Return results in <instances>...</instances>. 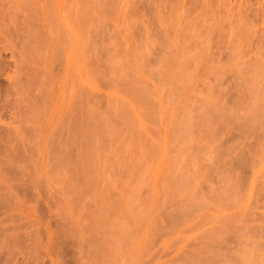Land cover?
<instances>
[{
    "label": "rangeland",
    "instance_id": "obj_1",
    "mask_svg": "<svg viewBox=\"0 0 264 264\" xmlns=\"http://www.w3.org/2000/svg\"><path fill=\"white\" fill-rule=\"evenodd\" d=\"M248 1L0 0V264H195L264 243V116L244 123L264 92V0ZM90 105L107 128L88 150L70 116Z\"/></svg>",
    "mask_w": 264,
    "mask_h": 264
},
{
    "label": "bare ground",
    "instance_id": "obj_2",
    "mask_svg": "<svg viewBox=\"0 0 264 264\" xmlns=\"http://www.w3.org/2000/svg\"><path fill=\"white\" fill-rule=\"evenodd\" d=\"M245 1H246V0H245ZM247 1H248V0H247ZM258 1H260V0H258ZM258 1H257V2H258ZM187 2H188V1H187ZM248 2H250V0H249ZM247 7H248V6H247ZM248 8H249V7H248ZM81 19L84 20V17L80 16V20H81ZM83 20H82V21H83ZM82 21H81V22H82ZM83 22H84V21H83ZM83 22H82V23H83ZM243 26H244V25H243ZM243 26H242V27H243ZM240 27H241V26H240ZM244 27H245V26H244ZM245 28H247V27H245ZM240 31H241V30H240ZM245 32H246V31H245ZM242 34H243V33H242ZM261 38H262V37H261ZM258 41H259V40H258ZM259 42H260V41H259ZM256 44H257V43H256ZM254 46H255V45H254ZM33 47H34V46H33ZM259 48H260V46H259ZM255 49H256V46H255ZM260 49H261V48H260ZM260 49H259V51H260ZM251 51H252V50H251ZM257 51H258V50H257ZM262 54H263V53H262ZM137 59H138V58H137ZM260 60H261V59H260ZM246 61H247V60H246ZM254 61H255V60H254ZM0 62H1V61H0ZM85 63L87 64V62H85ZM247 63H248V62H247ZM254 63H255V62H254ZM256 63H257V62H256ZM256 63H255V64H256ZM259 63H260V62H259ZM261 63H262V62H261ZM258 65H259V64H258ZM261 65H262V64H261ZM262 66H263V65H262ZM96 67H97V66H95V68H96ZM253 67H254V66H253ZM256 67H259V66H256ZM0 69H1V65H0ZM96 69H97V68H96ZM101 69H102V68H101ZM247 69H248V68H247ZM254 70H255V69H254ZM262 70H263V69H262ZM3 71H4V70H3ZM99 72H100V71H99ZM101 72H102V71H101ZM101 72H100V73H101ZM246 72H247V71H246ZM90 73H91V72H90ZM76 74H77V73H76ZM76 74H75V76H76ZM92 74H93V72H92ZM97 74H98V73H97ZM72 75H73V74H72ZM90 75H91V74H90ZM98 75H99V74H98ZM174 75H176V74H174ZM248 75H249V74H248ZM260 75H262V74H260ZM77 76H78V75H77ZM94 76H97V75H94ZM94 76H93V77H94ZM99 76H100V75H99ZM99 76H98V77H99ZM102 77H105V76H102ZM253 77H254V76H253ZM77 78L80 79L79 76H78ZM77 78H76V80H77ZM95 78H96V77H95ZM99 78H101V77H99ZM251 78H252V77H251ZM260 78H261V77H260ZM102 80H103V78H102ZM247 80H248V79H247ZM77 81H80V80H77ZM98 81H99V80H98ZM260 82H261V79H260ZM253 84H254V83H253ZM263 84H264V83L262 82V85H263ZM259 85H260V84H259ZM80 87H82V86H80ZM83 87H84V86H83ZM258 87H259V86H258ZM260 87H261V86H260ZM85 88H86V89H85ZM133 88H134V87H133ZM136 88H138V87H136ZM87 89H88L87 87H84L83 92H86ZM134 89H135V88H134ZM140 89L143 90L142 88H140ZM257 89H258V88H257ZM259 89H260V88H259ZM79 90H81V88H80ZM85 90H86V91H85ZM131 90H132V88H131ZM131 90H130V91H131ZM261 90H262V88H261ZM263 90H264V89H263ZM263 90H262V92H263ZM90 91H91V90H90ZM91 92H92V91H91ZM91 92H90V94H91ZM132 92H133V91H132ZM144 92H145V91H144ZM257 92H259V91H257ZM79 93H80V92H79ZM139 93H140V92L137 90V92H135V95H139V96H137V97H138V98H141ZM260 93H261V92L258 93V95H259L260 97H258V95H257L255 98H253V97L251 96V98L254 99V100H251V102H252L251 104H252L253 106H252L251 104H250L251 106H249V108L251 107L252 110H250L251 113H250V111H249V114H250V115L246 116V117H247V120H245V119H246V117H245V119H244V120H245V121H244L245 124H248V123H247L248 120H249V122H250V120H252V121H253L252 124H254L255 122H256L255 124H257V121H259V119H261V118L264 116V92H263V95L260 94ZM83 94H84V93H82V94L80 93V94H79L80 96L78 97V95H77V98L80 99L81 95H83ZM86 94H87V95L89 94L88 91L86 92ZM86 94H85V96H82V98H83L82 101L85 100L84 103L81 102V99H82V98L80 99V101L77 100V101H79V103L76 104V105H78V106H76L77 108H78L79 106H81L80 103H82V104L84 105L85 102L88 101V99L90 98V97H87ZM147 94H148V93H147ZM131 95H133V93H131ZM131 95H130V96H131ZM141 95H142V94H141ZM144 95H145V94H144ZM142 96H143V95H142ZM147 96H148V95H147ZM254 96H255V95H254ZM75 97H76V96H75ZM75 97H74V98H75ZM84 97H85L86 99H84ZM144 97H145V96H144ZM144 97H142L141 99L143 100ZM77 98H76V99H77ZM87 98H88V99H87ZM131 98H132V100H134V101L137 102V99H136L135 97H134L135 99L133 98V96H131ZM147 98H148V97H147ZM76 99H73V100H75L74 103H77ZM90 99H91V98H90ZM90 99H89V101H88L89 104H91V103H90ZM148 99H149V98H148ZM144 100H145V99H144ZM150 100H151V99H150ZM249 100H250V99H249ZM140 102H141V100H140ZM140 102H139V100H138V104H139V105H141ZM144 102H145V101H144ZM146 102H147V101H146ZM150 102H151V101H150ZM150 102H149V103H150ZM86 103H87V102H86ZM214 103H215V102H214ZM216 103L218 104V102H216ZM219 103H221V102H219ZM233 103H234V102H233ZM89 104L87 103L86 105L88 106ZM207 104H208V103H207ZM74 105H75V104H74ZM125 105H127V104H125ZM135 105H136V104H135ZM224 105H225V104H224ZM232 105H233V104H232ZM84 106H85V105H84ZM87 106H86V107H82V108H83V111H82V112L85 114V115H83L84 117H81V116H80V115H82V113H81V114H77V112H75V113L78 115V117H80V119H78L77 117H75V115L70 116V115L72 114V112H71V108L69 109L71 114L68 113L66 116H68V117H69V116L72 117V119H74V120L76 121L77 124H80V123L82 122L81 120L84 121V119H85L86 121L82 122L83 124H80V126L83 125V127L85 126L84 123H87V120H88V124H87V125H89V126H88V128L84 129L85 131L83 130V131L86 132V133L81 132V135H82V133L86 135V140H87V141L85 140V143H84V144L86 145V144L89 143V145H91L90 149H93L92 144H94V147L96 148V145H95V144L97 143L96 139L98 138L99 135H101L100 132L105 131V130H103V129H104V127L107 128V126L104 125L106 122H103L102 119H101V120H102V122H103L104 127L102 126V122H101V124H100V125H101L100 127H102L103 129L100 128V127H98V126H99L98 124L96 125L97 127H94V126H93L94 123H93V125H91L92 123H91L89 120L93 121L94 119H97V117H99V112H100V110L97 109V107L90 105L91 108L93 107V108H92V112H91L90 110H88L89 107L87 108ZM128 106H129V105H128ZM211 106H212V105H211ZM222 106H223V105H222ZM233 106H234V105H233ZM235 106H236V105H235ZM70 107H72V106H70ZM74 107H75V106H74ZM74 107H73V108H74ZM219 107H220V106H219ZM252 107H253V108H252ZM73 108H72V110H73ZM77 108H76V109H77ZM84 108L87 109L86 112L89 113L88 115L84 112V110H85ZM119 108H123V107H122V104H121V107H119ZM215 108H216V107H215ZM215 108L213 107L212 109H215ZM230 108H231V107H229L228 112H230ZM80 109H81V107H80ZM93 109H95V110H93ZM96 109L98 110V112H97ZM123 109H126V110H127V107L125 106V108H123ZM123 109H121V111H123ZM224 109H226V107H225ZM77 110H79V109H77ZM128 110H130V109H128ZM128 110H127V111H128ZM217 110H218V108H217ZM243 110H247V109L245 108V109H243ZM248 110H249V109H248ZM73 111H74V110H73ZM79 111H80V110H79ZM93 111H94V112H93ZM124 111H125V110H124ZM131 111H132V110H131ZM221 111H222V110H221ZM221 111H220V112H221ZM231 111H232V110H231ZM128 112H129V111H128ZM128 112H125V114L128 113ZM212 112H213V110H212ZM220 112L218 113V116H221L222 118H223V117H224V118H228V117H229V114H228V113H224V112H223V113L220 114ZM244 112H245V111H244ZM247 112H248V111H247ZM90 113H91V117H92V118H93V116H94L95 114L98 113V115H97V116L95 115L96 117L92 119V118L89 116ZM93 113H94V114H93ZM122 113H123V112H121L120 114H122ZM230 113H231V112H230ZM233 113H234V112H233ZM131 114H132V113H131ZM148 114H149V112H148ZM231 114H232V113H231ZM247 114H248V113H247ZM92 115H93V116H92ZM126 115H129V114H126ZM132 115L134 116V114H132ZM151 115H152V114H151ZM213 115H214V114H213ZM215 115H216V114H215ZM234 115H235V114H234ZM66 116L64 117L65 119L67 118ZM87 116H89V117H87ZM121 116H123V115H121ZM211 116H212V114H211ZM212 117H213V116H212ZM212 117H211V118H212ZM233 117H234V116H233ZM248 117H251V119H248ZM75 118H76V119H75ZM81 118H83V119H81ZM124 118H127V117H124ZM129 118H130V120H131L132 117H129ZM207 118H208V117H207ZM207 118H206V119H207ZM215 118H216V117H215ZM230 118H231V117H230ZM67 119H68V118H67ZM72 119H71V126L75 125V122H73V124H72V121H73ZM133 119H134V118H133ZM217 119H219V118L217 117ZM231 119H232V118H231ZM231 119H230V120H231ZM242 119H243V118H242ZM78 120L81 121V122L79 123ZM124 120H125V119H124ZM221 120L223 121V119H221ZM221 120H220V121H221ZM225 120H228V119H225ZM62 121H63V120H62ZM65 121H66V120H64L63 122H65ZM127 121H128V120H127ZM131 121H132V120H131ZM131 121H130V122H131ZM217 121H218V120H217ZM217 121H216V122H217ZM222 121H221V122H222ZM263 121H264V120H263ZM263 121H260V122L262 123V125H263ZM68 122H69V120H68ZM93 122H95V120H94ZM97 122H98V121H97ZM128 122H129V121H128ZM180 122H181V120H180ZM90 123H91V124H90ZM99 123H100V121H99ZM227 123H230L229 120L227 121ZM64 124H66V122H65ZM77 124H76V126H77ZM255 124H254V126H255ZM60 125H61V124H60ZM62 125H63V123H62ZM67 125H68V123H67ZM67 125H65V126H60V127H61V128H64V127H66ZM112 125H113V124H112ZM188 125H190V123H189ZM188 125H186V126H187L188 128H190ZM238 125H239V124H238ZM238 125H237V126H238ZM249 125H250V123H249ZM249 125H248V126H249ZM78 126H79V125H78ZM235 126H236V125H235ZM256 126H257V125H256ZM256 126H255V127H256ZM60 127H59L58 129H61ZM67 127H68V126H67ZM67 127H66V128H67ZM74 127H75V126H74ZM83 127L81 126V128H83ZM245 127H246V125H245ZM255 127H254V128H255ZM257 127H259V125H258ZM261 127H262V126H261ZM71 128H73V127H71ZM71 128H69V129L67 128V129H68L67 131H69ZM106 128H105V129H106ZM181 128H182V127H181ZM237 128H238V127H237ZM246 128H247V127H246ZM73 129H74V128H73ZM78 129H80V127H79ZM78 129H77V127H76L75 131H78ZM101 129H102V130H101ZM240 129H241V128H240ZM248 129H250V126H249ZM251 129H252V126H251ZM260 129L262 130V128H260ZM61 130H63V129H61ZM65 130H66V129H65ZM65 130L63 131L64 133H65ZM106 130H107V129H106ZM245 130H246V129L244 128V130H242V131L245 132ZM253 130L255 131V129H253ZM256 130H257V129H256ZM57 131H58V130H57ZM57 131H55V134H58V133H56ZM79 131H82V130L80 129ZM99 131H100V132H99ZM251 131H252V130H251ZM254 131H253V132H254ZM61 132H62V131H60L59 133L61 134ZM70 132H71V133H70ZM70 132H69L68 134H69V135H71V134L73 135L72 131H70ZM105 132H106V131H105ZM260 132H262V131H260ZM64 133H63V134H64ZM98 133H100V134H98ZM103 133H104V132H103ZM103 133H102V134H103ZM183 133H184V132H183ZM190 133H191V132H190ZM250 133H251V132H250ZM256 133H257V132H256ZM258 133H259V132H258ZM258 133L256 134L257 137H258ZM104 134H105V133H104ZM104 134H103V135H104ZM243 134H244V133H243ZM245 134H246V133H245ZM58 135H59V134H58ZM186 135H187V134H186ZM259 135H260V134H259ZM82 136H83V135H82ZM76 137H77V136H76ZM84 137H85V136H84ZM103 137L105 138V136H103ZM252 137H253V136H252ZM257 137H256V138H257ZM68 138H70L71 141H72V139H73L72 136H71V137H68ZM100 138H101V136H100ZM106 138H107V137H106ZM261 138H262V137H261ZM257 139H258V141L260 140V138H257ZM105 140H106V139H105ZM261 140H262V139H261ZM71 141H70V142H71ZM68 142H69V140H68ZM73 142H75V141H73ZM73 142H72V143H73ZM251 143H252V142H251ZM258 143H260V141H259ZM60 144H61V143H60ZM69 144H70V143H69ZM74 144H75V143H74ZM81 144H82V143H81ZM163 144H164V143H163ZM63 145H64V144H63ZM65 145H68V144L65 143ZM65 145H64V146H65ZM71 145H73V144H71ZM85 145H84V148H85L86 146H87V148H88V145H86V146H85ZM262 146H263V145H262ZM68 147H70V146L68 145ZM71 147H72V146H71ZM253 147H254V146H253ZM79 148H80V147H79ZM81 148H83V145H82ZM95 148H94V149H95ZM260 148H263V147H261V145H260ZM58 149H60V147H58ZM66 149H67V147H66ZM90 149L88 148V150H90ZM80 150H82V153H83V151H86V150H83V149H80ZM260 150H261V152L263 151L262 149H260ZM61 151H62V150H61ZM91 151H92V150H91ZM254 151H255V150H254ZM69 152H70V153H69ZM78 152H79V151H78ZM92 152H95V151L93 150ZM62 153H63V151H62ZM87 153H88V155H89L90 151L87 152ZM255 153L259 154L260 152H259V150H257V151L254 152V154H255ZM68 154L70 155V154H72V152H71V151H68ZM68 154H66V156H67ZM73 154H74V153H73ZM73 154H72V155H73ZM80 154H81V153H80ZM84 154H85V153H84ZM84 154H82V155H84ZM251 154H252V153H251ZM254 154H253V156H255ZM62 155H63V154H62ZM69 155H68V156H69ZM72 155H71V157H72V159H73L74 156H72ZM85 155H86V154H85ZM85 155H84L83 157H85ZM88 155H87V156H88ZM262 155H263V154H261V156H262ZM253 156H251V157H253ZM71 157H70V158H69V157H67V158L64 157V158L66 159V161H69V160H71ZM78 157H79V156H78ZM80 157H82V156H80ZM83 157H82V158H83ZM89 157H90V156H89ZM251 157H249V158H251ZM258 157H259V155H258ZM57 158H58V157H57ZM64 158H63V160L65 161ZM74 158H75V157H74ZM86 158H88V157H86ZM247 158H248V157H247ZM249 158H248V159H249ZM262 158H263V157H262ZM67 159H69V160H67ZM76 159H77V158H76ZM83 159H84V160H87V159H85V158H83ZM83 159H82V161L84 162ZM88 159H89V158H88ZM90 159H92V158H90ZM56 160H57V159H56ZM56 160H55V161H56ZM73 160H74V159H73ZM79 160H81V159L79 158ZM251 160H252V158H251ZM61 161H62V159H61ZM66 161H65V162H66ZM59 162H60V160H59ZM65 162L63 163V165L65 164ZM71 162L74 163V161H71ZM75 162L77 163V161H75ZM86 162H87V161H86ZM86 162H84V164H82L83 166L80 164V165L82 166V168H84V167L86 166V165H85ZM67 163H68V162H67ZM67 163H66V164H67ZM69 163H70V162H69ZM78 163H80V161H79ZM78 163H77V164H78ZM88 163H89V162H88ZM56 164H57V163H55V165H56ZM66 164H65V165H66ZM70 164H71V163H70ZM90 164H93L92 161L90 162ZM90 164H88V165H90ZM248 164H250V163H248ZM255 164H256V163H255ZM59 165H61V163H60ZM57 166H58V165H57ZM94 166H95V165H94ZM67 167H68V166H67ZM71 167H72V166H71ZM71 167H70V169H71ZM82 168H80V169H82ZM72 169H73V168H72ZM48 170H49V169H48ZM84 170H85V169L81 170V171H82V173H81V174H82V176H81L82 179L84 178V176H85V174H86L85 171H87V169H86L85 171H84ZM179 170H180V169H179ZM184 170L186 171L187 169H184ZM83 171H84L85 173H84ZM88 171H89V170H88ZM93 171H94V170H93ZM93 171H92V173H90V174L93 175V174H94ZM95 171H96V170H95ZM95 171H94V172H95ZM181 171H183V170H181ZM187 171H189V170H187ZM187 171H186V173L183 171L182 174H183L184 176H182L181 172L179 173V171L177 170L176 172L180 174V175H178V178L181 179V178L183 177L184 179H181V182H179L180 180L176 177V175H175L176 173H175L174 175H175V177L177 178V181L175 180V181H174V184H175V182H177V184H178V182H179L180 185H181L182 182L185 180L184 183H183L181 186L184 187V186L187 184L186 186H188V187H187L188 189L186 188V186H185V188H183V187L181 188V186H179V185H177V186L174 187V188H177V187H178V188H181V189H185L184 191L187 190L186 193H187V192L189 193L190 191H192V189H194V186L192 185L193 183H191L192 181H190V180L193 179V178L196 179V177H199V176H197L196 174H192V175H194V176H192V177H193V178H192V177H191V173H190L191 171H189V173H187ZM203 172H204V171H203ZM245 172H246V171H245ZM192 173H193V172H192ZM87 174H88V173H87ZM83 175H84V176H83ZM203 175H204V174H203ZM244 175H245V174H244ZM252 175H253V174H252ZM86 176H87V175H86ZM86 176H85V177H86ZM89 176H90V175H89ZM89 176H87V177H89ZM179 176H180V177L182 176V177L180 178ZM239 176H240V175H239ZM241 176H242V178H243V174H242ZM87 177H86V178H87ZM245 177H246V176H244L243 179H245ZM176 178H175V179H176ZM242 178H239V180L242 179ZM84 179H85V178H84ZM84 179H83V180H84ZM248 179H249V178H248ZM85 180H86V179H85ZM87 180H88V178H87ZM173 180H174V179H173ZM182 180H183V181H182ZM189 181H190V182H189ZM87 182H88V181H87ZM193 182L195 183V182H197V180H196V181H193ZM237 182H240V181H237ZM243 182H244V180H243ZM243 182L241 181L240 183L244 184ZM88 183H90V182H88ZM88 183H87L86 185H88ZM189 183H190V185L193 186V187H191L190 185H188ZM240 183H238V184L240 185ZM94 184H95V183H94ZM195 184H196V183H195ZM248 184H249V183H248ZM175 185H176V184H175ZM245 185H246V184H245ZM249 185H250V184H249ZM76 186H77V185H76ZM88 186H89V185H88ZM94 186H95V185H94ZM242 186H243V185H242ZM96 187H97V186H96ZM190 187H191L192 189H191ZM92 188H94V187H92ZM92 188H90L91 191H92ZM178 188H177V189H178ZM189 188H190L191 190H189ZM195 189H196V186H195ZM88 190H89V188H88ZM91 191H90V192H91ZM95 191H96V190H95ZM181 191H182V190H181ZM99 192H100V191H99ZM108 192H111V191L108 190ZM108 192H107V193H108ZM91 193H92V192H91ZM94 193H95V192H94ZM88 194H89V193H88ZM88 194H87V195H88ZM92 194H93V193H92ZM92 194H91V196L93 197ZM96 194H97V192H96ZM98 194H99V193H98ZM94 195H95V194H94ZM100 195H101V194H100ZM104 195H105V194L103 193L102 196H104ZM109 195H111V194L109 193ZM109 195H108V196H109ZM105 196H106V195H105ZM105 196H104V197H105ZM82 197H83V196H82ZM94 197L96 198L97 195L94 196ZM106 197H107V196H106ZM110 197H111V196H110ZM242 197H243V195H242ZM99 198L102 199V197H99ZM111 198H113V197H111ZM115 198H116V197H115ZM104 199H105V198H103V200H104ZM226 199H228V197H227ZM94 200H95V199H94ZM221 200H222V198H221ZM241 200H242V199H241ZM108 201H109V200H108ZM113 202H115V201H113ZM121 203H122V202H121ZM121 203H120V204H121ZM107 204H109V203H107ZM118 204H119V203H118ZM94 205H95V204H94ZM105 205H106V204H105ZM122 205H123V204H122ZM194 205H195V204H194ZM114 206H115V205H114ZM116 206H118V205H116ZM108 207H109V206H108ZM110 207H112V206L110 205ZM91 208H92V207H91ZM112 208H113V207H112ZM112 208H111V209H112ZM197 208H198V207H197ZM96 210H97V209H96ZM196 210H197V209H196ZM92 211H93V209H92ZM111 211H114V210H111ZM130 211H131V210H130ZM130 211H129V212H130ZM177 211H178V210H177ZM114 212H115V211H114ZM131 212H132V211H131ZM94 213H95V211H94ZM96 213H97V211H96ZM173 213H174V212H173ZM181 213H182V212H181ZM183 213H185V212H183ZM185 214H186V213H185ZM262 214H263V213H262ZM91 215H93V214H91ZM113 215H115V214L113 213ZM125 215H126V214H125ZM190 215H191V214H190ZM234 215H235V214H234ZM93 216H94V215H93ZM175 216H176V215H175ZM188 216H189V215H188ZM111 217H112V216H111L110 210L107 209V210L100 211L98 214H96L95 217H94V219L92 218V219L94 220V222H93L92 219H91V220H92V223H94L93 226H94L97 230H102L101 228L104 227V226H107V228H109L110 223H111V220H112ZM130 217H131V216H130ZM134 217H135V216H134ZM232 217H233V216H232ZM236 217H237V216H236ZM135 218H136V217H135ZM169 218H170V216H169ZM178 218H179V217H178ZM184 218H185V215H184ZM261 218H262V219H261ZM124 219H125V218H124ZM170 219H171V218H170ZM186 219H187V218H186ZM226 219H228V218H226ZM229 219H230V218H229ZM234 219H236V218L234 217ZM260 219H261V220H264V217L262 216V217H260ZM86 220H87V219H86ZM86 220H85V222H87ZM125 220H126V219H125ZM135 220H136V219H135ZM176 220H177V219H176ZM182 220H183V219H182ZM223 220H225V218H224ZM116 221H117V220H116ZM231 221H232V220H231ZM113 222H115V220H114ZM117 222H118V221H117ZM117 222H116V223H117ZM137 222H138V221H137ZM183 222H186V221L184 220ZM88 223H89V224H92L91 221H88ZM116 223H114V224H116ZM177 223H178V222H177ZM180 223H181V222H180ZM83 224H84V223H82V225H83ZM86 224H87V223H86ZM86 224H84V225H86ZM84 225H83V226H84ZM87 225H88V224H87ZM108 225H109V226H108ZM90 226L92 227V225H89V227H90ZM113 226H114V225H113ZM257 226H258V224H257ZM257 226H256V227H257ZM85 227H86V226H85ZM258 227H259V228L261 227V229H260L261 231L257 230V229H259ZM258 227H257V228L253 227L254 229H256V230H255L256 233L254 232L253 236L256 235V234H257V235L260 234V236H258V237H261V238H262L264 235H261V234H262V232H263L264 227H263V226H258ZM83 228H84V227H83ZM104 228H105V227H104ZM104 228H103V229H104ZM110 228H112V227H110ZM251 228H252V227H251ZM91 229L93 230V228H91ZM91 229H90V230H91ZM105 229H106V228H105ZM124 229H125V228H124ZM88 230H89V229H88ZM94 230H95V229H94ZM94 230H93V231H94ZM110 230H112V229H110ZM252 230H253V229H252ZM102 231H103V230H102ZM113 231H114V229H113ZM113 231H111V232L113 233ZM127 231H128V232H126V233H128V235H129V234H130V233H129L130 230L127 229ZM249 231H250V230H249ZM253 231H254V230H253ZM253 231H251V232L253 233ZM257 231H259V232H257ZM64 232H65V231H64ZM85 232H86V231H85ZM95 232H96V231H94L93 233L91 232L93 236L90 235V237H92V238L94 237L93 240L95 239V237L98 236V235H97L98 233H95ZM104 232L106 233V230H105ZM107 232H110V231H107ZM116 232H117V231H116ZM116 232H115V233H116ZM251 232H249V233H251ZM57 233H58V232H57ZM88 233H90V232H88ZM99 233H100V232H99ZM107 234H108V233H107ZM109 234H111V233H109ZM122 234H123V233H122ZM263 234H264V233H263ZM59 235H60V233H59ZM65 235H66V233H65ZM85 235H86V234H85ZM94 235H95V236H94ZM96 235H97V236H96ZM112 235H114V233H113ZM112 235H110L111 238H112V237L114 238V236L117 237V235H114V236H112ZM120 235H121V234L119 233V236H120ZM249 235H250V234H249ZM62 236H63V235H62ZM101 236H103V235H100V237H101ZM123 236H125V235H123ZM63 237H64V236H63ZM66 237H67V236H66ZM87 237H88V236H86V238H87ZM100 237H98V238H100ZM103 237L105 238V236H103ZM110 237H109V238H110ZM120 237H121V236H120ZM255 237H256V236H255ZM258 237H256V238H258ZM61 238H62V237H61ZM88 238H89V237H88ZM98 238H97V239H98ZM111 238H110V239H111ZM118 238H119V237H118ZM62 239L64 240V238H62ZM89 239H90V238H89ZM89 239H88L87 241H88L89 243H91L90 241H92V240L89 241ZM97 239H95V240L97 241ZM100 239H101V238H100ZM100 239H99V240H100ZM114 239H115V238H114ZM75 240H76V239H75ZM85 240H86V239H85ZM107 240H108V239H107ZM115 240H116V239H115ZM56 241H57V239H56ZM60 241H61V239H60ZM85 242H86V241H85ZM99 242H100V241H99ZM103 242H105V241H103ZM108 242H110V241L108 240ZM116 242H117V244L120 243V241H118V239H117L114 243H116ZM132 242H134V240H133ZM243 242H245V241H243ZM243 242L240 241L241 244H242ZM60 243H61V242H60ZM94 243H96V242L94 241ZM97 243H98V242H97ZM105 243H107V242H105ZM114 243H112L113 246H115ZM134 243H135V242H134ZM240 243L238 242L237 245L240 244ZM101 244H102V243H101ZM103 244H104V243H103ZM108 244H109V243H108ZM108 244H107V245H108ZM123 244H124V243H123ZM125 244H126V243H125ZM129 244H132V243H129ZM251 244H252V245L249 246L250 248H248V247H247L248 244L246 243V245L240 247V249H237V250L235 251V253L233 252L234 255H233V254H232L231 256L229 255L230 258H226V259H223V260H222V258H221L220 261H219V260H215L214 257L211 258V257H207V256L199 255V254H196V255H199V256L197 257V256L195 255L196 258H195V256H194L195 259H194V258H193V259L196 260V262H197L198 264H247L248 260H252V262H255V261H254L255 259H256V262H257V260H260V262H261V260L264 259V258L259 259V256L264 255V250H263V249H264V245H262V244H264V243L261 244V241L257 240V241L251 242ZM96 245H97V244H96ZM96 245H95V246H96ZM99 245H100V244H99ZM134 245H135V244H134ZM237 245H236V246H237ZM253 245H254L255 248H254V247L251 248ZM117 246H118V245H117ZM123 246H124V245H123ZM126 246H127V245H126ZM130 246H131V245H130ZM130 246H129V247H130ZM195 246H197V245H195ZM212 246H213V245H212ZM212 246H209V247H212ZM238 246H239V245H238ZM115 247H116V246H115ZM118 247H119V246H118ZM120 247H121V246H120ZM120 247H119V248H120ZM124 247H125V246H124ZM131 247H132V246H131ZM206 247H207V246H206ZM209 247H208V248H209ZM55 248H57V247H55ZM116 248H117V247H116ZM202 248H203V247H202ZM234 248H235V247H234ZM139 249H140V247H139ZM206 249H207V248H206ZM231 249H232V248H231ZM122 250H123V248H122ZM130 251H131V250H130ZM203 252H204L206 255H207V253H210V251L207 252V253H206L205 251H203ZM203 252H202V253H203ZM213 253H214V252H213ZM215 254H216V257H217L218 254H217L216 252H215ZM221 254H222V253H221ZM221 254H220V256H221ZM228 254H229V253H228ZM192 255H193V254H192ZM213 256H215V255L213 254ZM218 256H219V255H218ZM224 256H225V255H224ZM224 256H223V257H224ZM129 257H130V256H129ZM130 260H131V259H130ZM133 260H134V259H133ZM128 261H129V260H128ZM249 262H251V261H249ZM249 262H248V263H249ZM256 262H255V263H256ZM262 262H263V260H262ZM262 262H261V263H262ZM129 263H130V262H129ZM197 263H195V264H197ZM257 263H258V262H257ZM252 264H253V263H252Z\"/></svg>",
    "mask_w": 264,
    "mask_h": 264
}]
</instances>
